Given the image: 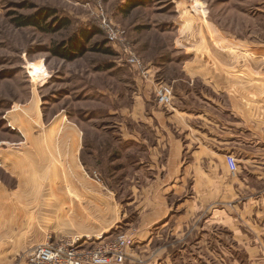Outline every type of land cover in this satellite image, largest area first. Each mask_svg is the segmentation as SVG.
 I'll return each mask as SVG.
<instances>
[{
	"label": "crops",
	"instance_id": "obj_1",
	"mask_svg": "<svg viewBox=\"0 0 264 264\" xmlns=\"http://www.w3.org/2000/svg\"><path fill=\"white\" fill-rule=\"evenodd\" d=\"M205 45L183 49L172 106L158 104L156 81L132 74L125 110L108 115L112 127L55 122L49 136L60 166L46 177V205L62 217L59 235L133 233L139 246L157 245L161 264L172 249L199 251L216 237L264 264V50L208 30ZM48 165L21 175L15 197H38L34 172L46 176ZM5 190L0 184L2 242L7 222L22 214L5 208Z\"/></svg>",
	"mask_w": 264,
	"mask_h": 264
},
{
	"label": "rangeland",
	"instance_id": "obj_2",
	"mask_svg": "<svg viewBox=\"0 0 264 264\" xmlns=\"http://www.w3.org/2000/svg\"><path fill=\"white\" fill-rule=\"evenodd\" d=\"M129 1L0 0V184L6 188L5 208L15 204L22 213L19 224L7 222L5 239L0 240V264H30L35 248L47 243L57 246L80 238L83 247L96 248L120 236L135 239L126 232L100 239L59 235L62 217L47 214L46 205L52 186L46 177L56 173L52 167L60 166L51 128L59 118L87 131L112 127L115 121L109 113L125 110L130 76L139 75L129 63L131 54L151 71L154 86L163 83L173 89L179 64L186 59L183 49L206 46L207 30L264 50V0H137L141 4L126 13ZM44 9L70 26L48 33L16 25V19ZM55 19L47 22L53 29ZM107 27L120 32L116 42L108 40ZM83 31L91 33L84 44L87 49L104 45L111 54L87 52L72 61L55 56L54 48ZM47 160L46 176L39 167L34 172H38V197H15L21 175L33 166L44 167ZM216 234L227 238L225 233ZM215 238L199 251L172 249L170 264H249L236 248ZM157 250V245L145 249L135 239L122 264H161Z\"/></svg>",
	"mask_w": 264,
	"mask_h": 264
},
{
	"label": "built area",
	"instance_id": "obj_3",
	"mask_svg": "<svg viewBox=\"0 0 264 264\" xmlns=\"http://www.w3.org/2000/svg\"><path fill=\"white\" fill-rule=\"evenodd\" d=\"M107 35L108 40L114 43L119 39L120 32L107 27ZM129 63L143 80L153 81L154 77L151 75V71L146 69L135 55H130ZM155 94L159 105L172 106L174 93L169 85L156 84ZM227 163L230 170L235 173L238 169L237 159L230 155L227 157ZM134 246L135 239L128 236H120L114 240L103 242L96 248L83 247L80 238L57 246L47 243L35 248L30 264H122L128 258V250Z\"/></svg>",
	"mask_w": 264,
	"mask_h": 264
},
{
	"label": "trees",
	"instance_id": "obj_4",
	"mask_svg": "<svg viewBox=\"0 0 264 264\" xmlns=\"http://www.w3.org/2000/svg\"><path fill=\"white\" fill-rule=\"evenodd\" d=\"M139 2L137 0H130L127 4V11L126 13H129L131 9L138 6ZM54 12L50 10H42L39 13H36L35 15H32L30 17H20L15 20L16 25L18 27H34L42 30L43 32L52 33L57 30L65 29L70 26V22L66 19H55ZM55 19L53 21V24H57V27L53 29V26L50 24H47L49 19ZM91 38V33L87 31H83L81 33V36L79 37H72L70 40L66 43H63L56 48L53 49V53L55 56L60 57L67 61H72L80 57H84L87 52H95V53H103V54H111V50L109 48H105L104 45H98L93 47L92 49H87L84 45L85 42H88ZM90 50V51H89Z\"/></svg>",
	"mask_w": 264,
	"mask_h": 264
}]
</instances>
